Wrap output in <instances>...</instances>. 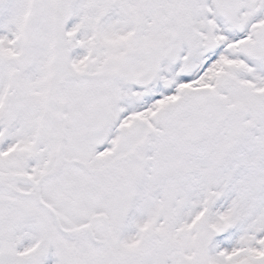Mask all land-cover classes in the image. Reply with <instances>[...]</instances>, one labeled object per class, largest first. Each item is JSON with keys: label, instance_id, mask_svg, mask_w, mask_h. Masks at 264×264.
Masks as SVG:
<instances>
[{"label": "snow or ice", "instance_id": "1", "mask_svg": "<svg viewBox=\"0 0 264 264\" xmlns=\"http://www.w3.org/2000/svg\"><path fill=\"white\" fill-rule=\"evenodd\" d=\"M0 264H264V0H0Z\"/></svg>", "mask_w": 264, "mask_h": 264}]
</instances>
